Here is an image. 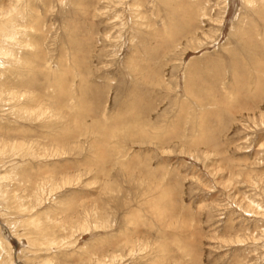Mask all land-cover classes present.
<instances>
[{"label": "rangeland", "instance_id": "rangeland-1", "mask_svg": "<svg viewBox=\"0 0 264 264\" xmlns=\"http://www.w3.org/2000/svg\"><path fill=\"white\" fill-rule=\"evenodd\" d=\"M14 2L0 264H264V0Z\"/></svg>", "mask_w": 264, "mask_h": 264}, {"label": "clouds", "instance_id": "clouds-1", "mask_svg": "<svg viewBox=\"0 0 264 264\" xmlns=\"http://www.w3.org/2000/svg\"><path fill=\"white\" fill-rule=\"evenodd\" d=\"M13 17H22V13L19 9L18 3L14 2V0H9L8 5L0 6V20H4L5 18L11 19ZM25 31L23 28H16L12 34H3L0 33V39H3L5 42H10L14 45L18 43V36L20 33ZM30 45L24 44L21 46V50L25 48H29ZM9 59H14L18 61V57L14 56L11 51L5 50L3 48H0V69H5L9 67L5 61Z\"/></svg>", "mask_w": 264, "mask_h": 264}, {"label": "bare ground", "instance_id": "bare-ground-1", "mask_svg": "<svg viewBox=\"0 0 264 264\" xmlns=\"http://www.w3.org/2000/svg\"><path fill=\"white\" fill-rule=\"evenodd\" d=\"M1 26V28H0V31L2 30H4V29H2V28H4L2 25H0ZM5 31V30H4ZM0 33H3V32H0ZM1 48H2V46H1ZM10 96V95H9ZM42 114H43V112H42Z\"/></svg>", "mask_w": 264, "mask_h": 264}]
</instances>
